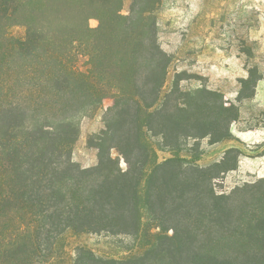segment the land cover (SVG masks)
Listing matches in <instances>:
<instances>
[{"label":"trees","instance_id":"trees-1","mask_svg":"<svg viewBox=\"0 0 264 264\" xmlns=\"http://www.w3.org/2000/svg\"><path fill=\"white\" fill-rule=\"evenodd\" d=\"M161 1L134 0L124 16L120 0H0V264H55L68 231L138 234L146 212L148 225L173 231L164 238L177 247H192L189 233L166 227L182 212L181 223L208 235L201 247L216 248L230 233L257 246L249 263L264 264L259 208L247 204L236 219L230 196L203 189L215 168H167L189 163L157 161L150 138L171 151L206 137L219 143L232 137L240 115L218 92L183 90L179 76L164 92L171 58L158 37ZM92 18L99 20L96 29ZM15 27L25 35H13ZM262 78L250 72L243 82L253 81V92L239 99L253 97ZM107 98L114 104L106 126L91 139L99 164L81 168L72 159L77 117L99 110ZM111 149L128 168H119ZM152 247L144 257L122 261L81 248L75 264H157L150 255L160 243ZM207 256L182 261L230 264Z\"/></svg>","mask_w":264,"mask_h":264},{"label":"rangeland","instance_id":"rangeland-1","mask_svg":"<svg viewBox=\"0 0 264 264\" xmlns=\"http://www.w3.org/2000/svg\"><path fill=\"white\" fill-rule=\"evenodd\" d=\"M120 1L121 13L129 16L134 0ZM157 18L160 45L171 58L164 92L174 87L179 76L183 90L206 88L218 92L224 96L227 106L234 104L240 112L239 118L231 125L232 137L219 143H212L210 137H206L189 140L181 151H171L160 146L159 137L150 138L158 163L176 158L189 164L167 168H215L211 175L217 179L211 180L208 174L203 189L209 192L213 186L218 195L230 196L236 219L241 218L247 204L259 208V216L264 217V194L259 191V187L264 185H260L264 180V0H162ZM89 26L98 28L99 20L92 18ZM11 33L17 37L24 36L25 28L15 27ZM255 70L258 75H263L257 83L255 95L240 100V95L253 92V81H243ZM258 92V101H254ZM113 104V100L107 98L99 110L81 113L77 117L80 135L73 147L72 159L81 168L98 166L99 150L92 145L91 139L105 128V115ZM240 129L258 131V135L252 142H245L233 133ZM110 154L113 159L119 160V168H128L116 149H111ZM183 217L182 212L172 215L177 221L166 224V227L176 224L185 234L189 233L190 248L177 247L164 238L172 236V230L163 231L153 226L154 223L148 225L151 216L146 212L143 229L138 234H77L68 231L64 236L63 258L55 264H75L81 248L98 258L118 261L138 259L148 255L154 249L152 245L158 243L161 250L157 249L150 255L159 260L157 264H172L171 257L183 264L182 260H187V256L206 254L210 255L207 259L215 254L216 258L219 257L218 262L251 264L249 262L254 258L251 251L257 246L228 233L216 248L210 244L201 247L200 239L207 240L208 235L201 234L199 237L196 227L188 228L181 223Z\"/></svg>","mask_w":264,"mask_h":264},{"label":"crops","instance_id":"crops-1","mask_svg":"<svg viewBox=\"0 0 264 264\" xmlns=\"http://www.w3.org/2000/svg\"><path fill=\"white\" fill-rule=\"evenodd\" d=\"M258 97H259V92L256 94V97L254 98V101H258ZM246 103V102H244ZM244 112V107L243 109H241V113L243 114ZM256 132L258 131H252V130H244V129H240V130H236L234 133V135L241 139L242 141H245V142H252L256 136L258 135ZM252 133V135L250 134Z\"/></svg>","mask_w":264,"mask_h":264},{"label":"bare ground","instance_id":"bare-ground-1","mask_svg":"<svg viewBox=\"0 0 264 264\" xmlns=\"http://www.w3.org/2000/svg\"><path fill=\"white\" fill-rule=\"evenodd\" d=\"M252 135V133H250Z\"/></svg>","mask_w":264,"mask_h":264}]
</instances>
